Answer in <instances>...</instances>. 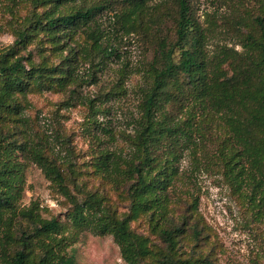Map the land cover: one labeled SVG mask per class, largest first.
<instances>
[{
    "label": "rangeland",
    "instance_id": "1",
    "mask_svg": "<svg viewBox=\"0 0 264 264\" xmlns=\"http://www.w3.org/2000/svg\"><path fill=\"white\" fill-rule=\"evenodd\" d=\"M127 2L0 0V54L20 32L29 33L25 48L17 54L28 58L24 66L28 68L30 60L34 67L58 66L63 72L59 81H30L27 91L15 97L16 110L2 113L0 138L30 149L17 158L22 193L16 207L34 206L41 219L57 220L63 226L58 237L67 239L65 251L76 264L127 263L110 234L72 226L71 200L45 177L34 153L55 161L62 184L76 202L94 195L105 212L128 216L132 181L123 171L135 160L141 104L153 81L152 66H157L153 38L172 40L179 0ZM263 3L186 0L191 19L205 38L208 57L230 56L218 70L229 73L231 58L244 54V38L256 33L255 18L263 16ZM80 5L101 8L89 23L56 35L59 39L54 41L48 39L53 34L31 31L35 20L43 23ZM130 12L144 20L136 32L121 18ZM151 24V31L145 33V26ZM69 50L76 56L66 62ZM185 128H190L191 137L174 150L175 175L163 214L151 216L148 211L129 221L130 231L147 240L149 254L141 264H162L163 256L197 264H264V204L228 174L227 156L220 154L225 138L220 116H197ZM164 150L159 151L162 158L168 154ZM160 228L180 230L172 248L160 236Z\"/></svg>",
    "mask_w": 264,
    "mask_h": 264
},
{
    "label": "trees",
    "instance_id": "2",
    "mask_svg": "<svg viewBox=\"0 0 264 264\" xmlns=\"http://www.w3.org/2000/svg\"><path fill=\"white\" fill-rule=\"evenodd\" d=\"M100 8L80 5L43 23L35 20L31 31L53 34L48 39L54 41L59 39L54 38L56 35L89 23L93 12ZM261 13L262 17L255 18L256 33H248L244 38V54L231 58L229 73L218 70L222 60L229 59L227 53L213 59L206 54L205 38L191 19L186 0L178 2L172 40L153 38L159 56L157 66H152L153 81L141 104L135 132V160L123 171L132 181L128 187L131 202L128 216L117 218L105 212L100 207V199L94 195L82 203L76 202L62 184L64 178L55 161L34 153V161L45 177L71 200L73 210L69 219L73 227H90L101 234H110L127 264H141L149 254L147 240L130 231L129 221L148 211L151 216L163 214L167 190L175 175L174 150L181 140L191 137L190 128L185 127L191 126L197 116L206 119L210 113L222 120L225 138L220 154L227 156L224 163L228 174L237 184L244 183L252 199L259 198L264 204V3ZM123 14L121 18H125L124 23L133 32L144 24L140 14ZM151 28L152 24L150 28L145 26V33ZM28 35L20 32L13 45L0 54V119L4 110H16L15 97L27 91L30 81L62 80L63 72L58 66L34 67L30 60L28 68L24 66L23 61L28 58L17 54L25 48L30 39ZM75 56L69 50L65 61ZM164 148L168 154L162 158L159 151L164 152ZM29 151L24 144L0 138V261L3 264H76L65 251L69 245L67 239L58 237L63 226L57 220L41 219L34 206L21 210L16 207L22 193V169L17 158L19 153ZM104 172L109 174L105 168ZM179 231L160 228L159 234L172 248ZM162 264L197 262L173 261L170 256H163Z\"/></svg>",
    "mask_w": 264,
    "mask_h": 264
}]
</instances>
